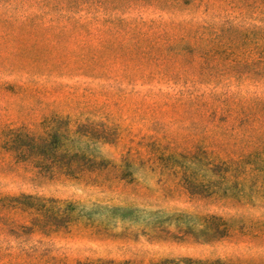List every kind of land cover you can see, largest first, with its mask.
<instances>
[{"label": "rangeland", "instance_id": "obj_1", "mask_svg": "<svg viewBox=\"0 0 264 264\" xmlns=\"http://www.w3.org/2000/svg\"><path fill=\"white\" fill-rule=\"evenodd\" d=\"M249 12L245 25L264 27V11ZM7 14L0 8V18ZM1 20L0 125L40 126L45 115H57L64 119L60 128L92 122L107 137L71 135V148L94 169L81 180L34 176L33 165L0 146V193L58 199L70 213L68 224L60 221L59 229L42 235L51 254L66 257L67 264L98 258L124 264H197L184 258L264 264V130L253 136L244 114L257 93L264 97V85L235 88L244 113L230 117L225 157L213 152L196 123L199 114L188 91L198 84L184 73L191 55L170 60L177 77L170 82L163 76L166 60L145 49L139 58L114 56L120 40L129 37L125 32L36 29L44 38L33 42L29 31ZM47 50V65L58 63L50 72H2L3 59L29 66ZM106 51L109 57L102 55ZM94 52L95 58H83ZM23 238L34 244L41 236ZM14 240L13 232L0 234V247Z\"/></svg>", "mask_w": 264, "mask_h": 264}, {"label": "trees", "instance_id": "obj_2", "mask_svg": "<svg viewBox=\"0 0 264 264\" xmlns=\"http://www.w3.org/2000/svg\"><path fill=\"white\" fill-rule=\"evenodd\" d=\"M261 5L264 0H0V8L8 13V17L0 19L15 29L29 31L33 42H41L44 38L33 33L36 29L50 28L59 34L66 30L125 32L129 37L120 40L117 46L120 49L114 56L139 58L145 49V54L150 57L166 60L163 76L170 82L177 79L170 60L191 55L184 73L198 84V89L188 91V97L199 114L196 123L213 152L229 157L225 134L230 117L234 111L244 113L240 90L235 88L254 87L257 90L264 85V27L245 25L250 18V9L264 11ZM132 12L137 16L132 17ZM145 13L153 17L148 19L143 16ZM45 16L49 18L44 19ZM38 19L41 20L38 22ZM9 33L5 32V35ZM132 45L135 52H132ZM50 54V50L46 54L39 52L29 66L3 59L2 72L12 73L19 69L31 74L50 72L58 66V63L47 65ZM102 55L109 57L107 51ZM96 56L94 52L84 54L83 58ZM82 70L94 71V67L85 66ZM11 87L13 85L6 86ZM252 102L249 111L244 113L245 120L253 136L259 138L264 130L260 128L264 121L262 93H257ZM63 121L57 115H45L40 126L32 127L28 122H22L20 128L0 125V146L16 161L33 165L37 169L34 176L48 173L51 178L64 176L81 180L94 169L88 166L80 152L71 148V135L107 137L99 134L100 127L95 123H78L73 129L65 122L60 128L58 124ZM64 208L67 207L54 198L0 193V234L13 232L16 242L0 247V264H67L66 257L51 254V249L45 246L47 242H41L43 236L48 237L61 227L60 221L64 225L69 223L71 216ZM25 221L30 223V232L26 231L28 225ZM24 234H39L41 238L30 244L23 238ZM187 260L207 264L184 258ZM166 262L170 261L165 259L151 264ZM76 264L124 263L98 258L78 260Z\"/></svg>", "mask_w": 264, "mask_h": 264}]
</instances>
